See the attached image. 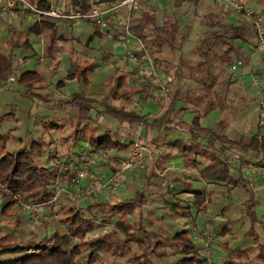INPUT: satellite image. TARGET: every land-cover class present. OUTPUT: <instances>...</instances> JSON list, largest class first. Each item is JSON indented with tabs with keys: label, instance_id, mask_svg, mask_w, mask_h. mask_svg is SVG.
<instances>
[{
	"label": "trees",
	"instance_id": "obj_1",
	"mask_svg": "<svg viewBox=\"0 0 264 264\" xmlns=\"http://www.w3.org/2000/svg\"><path fill=\"white\" fill-rule=\"evenodd\" d=\"M32 1V0H29ZM117 0H69V7L80 9L88 13L99 5H110ZM201 0H177V6L185 4L197 7ZM147 8H142L139 16H133L132 32L142 45V51L150 49L153 54H160L168 48L174 55V62H166L156 58L157 65H171L174 70L173 77L176 88L168 99L167 107L161 117H153L151 114H140L137 111L127 110L124 106L108 104L107 100L115 101L124 97L128 98L123 88L126 85L125 76H115L114 86L110 97L103 103L109 116L117 118L120 122H126L131 127H145L146 130H160L163 126L167 131L174 128L186 131L190 134V146L188 149L197 156L199 149L203 148L207 164L199 170L203 180L211 182H223L229 193L237 187H243L249 198L245 201V216L250 219V227L245 237H250L254 246L242 249L228 250V257L220 264H264V243L261 241L259 226L264 231V221L254 218V208L257 204L256 190L253 181L246 179L239 171L237 177L232 172V161H240V169L251 160L264 163V133L239 134L231 137L225 132L216 131L202 124V119L209 113L218 109L236 117L244 112L254 100L244 90L243 86L234 81L235 69L233 65L241 61L249 62V55L244 46H253L254 39L258 38L257 28L253 21L242 13H237L235 21H228L220 12L211 11L202 16L200 24L207 27L206 31L198 34L194 39L192 26L188 23L181 24L172 15L164 16L162 24L157 22L156 11L148 5V0H143ZM38 7L45 10L52 8L46 0H40ZM149 7V8H148ZM94 32L85 42L77 39L79 44H90L96 37L102 36L99 24L93 23ZM27 35L47 37L44 55L53 60L62 52L60 42L71 41L72 38L60 32V26L55 21L40 20L33 22ZM194 40L196 46L193 52L199 56L196 61H191L184 56L183 44ZM15 47L30 48L29 41L22 44H10ZM93 64L81 65L78 55L73 52L70 57V68L67 79H80L89 83L88 75L94 69ZM189 69L185 76L184 69ZM258 73H264V55L262 67ZM14 74V60L10 54H0V85L7 82ZM113 74H118L115 70ZM188 78L195 85L192 86L186 80ZM43 74L40 71L25 70L18 78V84L24 87L26 98H38L46 102H54L59 110H72L75 107L81 109V117L84 119L86 111L96 100L87 98L82 93H75L69 102H57L55 91L44 92ZM59 82L58 85H61ZM147 91V90H146ZM149 97L154 94L149 93ZM178 103H184L194 109V117L191 121L178 122ZM16 108L6 115L0 116V197L2 203L1 213L7 215L21 202H45L55 192L54 182L61 175L60 169L53 164L50 166L39 165L37 152L41 148L38 141L30 147H24L18 151L6 149L8 137L2 133L1 124L6 119L14 116ZM84 130L74 131L75 142H87L92 150L124 149L126 144L119 142L116 135L105 132L103 137L85 139L81 133ZM171 147L187 150V145L182 140L169 143ZM38 149V150H37ZM187 168L196 167L198 160L188 159L185 162ZM195 201L194 207L198 211H205L208 207V199L205 192L192 190ZM146 204L145 194L139 190L129 199L105 204L103 202L89 206L92 211L97 207L99 211L108 215L109 219L116 218L112 230L109 232H96V223L92 218L84 217L81 210L71 206L66 214L60 217V222L65 226V233L51 234L40 242L14 243L3 245L0 238V264H96L101 254H109L113 251L121 252L125 245L137 243L139 252L136 255L140 264H155L151 256L165 258L169 255H178L179 258L173 264H202L203 259L200 248L196 245L188 230L179 231L173 237L166 236L162 231L148 232L142 222H130L129 217ZM225 227L222 235L229 233ZM122 235L123 237H120ZM254 254L252 259L250 256ZM13 255L3 259L4 256Z\"/></svg>",
	"mask_w": 264,
	"mask_h": 264
},
{
	"label": "crops",
	"instance_id": "obj_2",
	"mask_svg": "<svg viewBox=\"0 0 264 264\" xmlns=\"http://www.w3.org/2000/svg\"><path fill=\"white\" fill-rule=\"evenodd\" d=\"M3 1L5 0H0V2ZM39 1L40 0H32L31 2L34 4H38ZM46 1L49 2L53 7V3H55L54 2L55 0H46ZM156 1L159 0H148L149 7H150V3L151 4L157 3ZM161 1L163 3L166 2V0H161ZM203 1L204 0H201V2ZM237 1L243 4L245 8L250 9L255 13L264 14V8L262 5L264 4V0H237ZM251 3H253V6H251ZM142 5L146 6L145 3H143ZM63 6L64 7L66 6V10L71 9L67 5H63ZM63 6L62 8H64ZM99 6H105V5H99ZM259 6L262 7L260 11L257 10ZM152 9L155 10L156 8L153 7ZM126 10L127 9L125 7H121L115 10L113 13H111L107 20L108 22L107 28L106 29L101 28L102 36L96 37L89 45L84 43L79 44L77 42V39H80L83 42L87 40V38L94 32L93 21L51 20L57 22V24L60 26V32L62 34L72 38L71 41H68L66 43L65 42L59 43V45L63 47L64 44H68L69 48L65 51L66 54H63L64 56L67 57V61H68L67 69H66L67 74L60 81H58V83L59 82L62 83L61 85L57 86L58 87L56 93L57 102H69L72 100V96L75 93H82L87 98H92L97 102L96 104L89 107V109L86 111V115L84 119L81 117V109L79 107H75L72 110H66V111L59 110L56 107L53 114V121L54 120L58 121V123L55 124L56 127H59L61 130L62 128H64L63 126L66 125V127L70 129V124L73 122V124H71L72 130L68 129L66 134L61 132V134L59 135V133H57L58 132L57 129L56 131H54V133L57 136H59L61 142L62 141L68 142V144H65L66 145L65 147H67L68 150H65L63 152L69 154L70 151L77 150L81 144H85V146H88L89 150H92L93 147H91L90 144L85 141L80 143L75 142L74 131L77 129L84 130L81 133L84 140L94 137L97 138L103 137L105 132H110L116 135L119 142L126 144L127 147H125L124 149H119V148L105 149L104 150L105 152L103 154L97 155L100 157L102 162H99V160L98 162H96L94 160L93 163V165H97L98 167L102 166L100 167L101 168L100 173L103 178H106L110 176L112 172L115 170L117 160L126 157L130 153L132 144L136 140L141 139L146 142H149L153 150L152 159L148 160L144 166L138 167L134 171H127L120 176L119 181L117 183L118 187L113 189L115 190V192H112V190L110 189L104 192H98L96 193V195H93L91 198L82 199L84 201H89V204L85 208L83 206H78L77 203L73 204L72 206L76 208H82L84 214H86L89 218H92L90 217V214L96 215L95 213H93V210L97 209L98 212L100 213L102 212L99 211L97 207H94L92 211H89L88 210L89 206L92 205L94 206L96 203H101V202L105 204H114L116 202L132 198L137 191L141 190L145 194L146 204L142 207V209H139L136 213L132 214L129 217L130 222H142L148 232L162 231L166 236L169 237H173L179 231L188 230L190 236L197 245L199 242H202L203 239L201 236H199V233L197 231L193 230V226L196 225V223L200 220V218H202V220L204 219V216L206 215L205 214L206 210L198 211L194 207L195 197L194 194L192 193V190H200L205 192L209 202L210 197L213 196L218 197L219 192L223 193V190L226 189L228 194L226 195L224 205L225 206L228 205L230 207L234 206L229 201L228 196H230L231 192L229 193L225 183L206 181L200 177L199 170H201L207 164V157H205V153H202L203 148L201 147V149H199V153L197 154V156H195L193 154L194 152L188 149L191 143L190 134L188 132L179 130L178 128H174L171 131H167L165 129V126H163L160 130H153L149 132L146 130L145 127H139V128L131 127L128 123L120 122L117 118L113 116H109L103 104L105 100H107V98L110 97V92L114 86L115 76L122 75L125 76L126 78V85L125 88H123V90L125 93H128L129 99H125L126 97H124L121 100L115 101L112 98H109L107 100L108 104H112L116 106H124L127 110L137 111L138 113L145 115L151 114L153 115V117H161L164 114L167 107L165 100L164 103H162V104H166L165 106H163V108L158 107L154 102L151 103L152 97H149L148 94L149 93L152 94V90H149V87H147L148 84L142 81L145 79L143 78L139 79V76L144 74H138V72H135V70H134V74H132L133 70H130V68L128 67L129 64L127 63L128 61H130V64L132 63L131 66L134 67V65H138L137 60L135 58L130 59L129 57L123 58L122 53L120 54H118L119 52L117 53V51L121 52L125 49L128 50L129 48H134L136 43L138 44L139 42V40L135 36L133 39L132 38L128 39L122 28L118 29L117 26L115 25L113 27L114 28L113 30L110 27V24L114 25V21L118 24L120 20L122 21V23L124 22ZM234 14L237 15L236 12H234ZM135 15L136 12L134 13V17H136ZM235 15L234 17L236 18ZM32 23H33L32 20L27 15H19L13 18L0 17V42L6 41V43L10 45L12 44L13 42L12 40L14 37H16V35L23 34V40L21 42H13V44L14 45L22 44L28 40L30 45V48L25 50V52H23L22 50V52L17 54L16 56L14 52L15 48H23V47H15L13 51L11 50L8 53H5L4 51H0V54L12 55V58L14 60V74L12 77L15 78V80H11L12 78L11 77L7 82L0 85V116L8 114L14 108H16L15 112L18 111V108L13 104L14 98L19 96L26 98L25 95L27 90L18 84V78L23 71L25 70L40 71L44 77L43 79L44 92L48 91V89L50 90L53 87V85H56V83L53 84V66L50 69H46V70L41 68L46 62L44 51H45V44L47 42V37L42 35L40 36L27 35V30ZM201 27L202 28L199 29L196 28L193 29L194 34L197 32L203 33L206 31L207 29L206 26L203 25ZM123 29H124V25H123ZM79 30H85L87 32L86 33L87 38L85 40L80 38V34L77 33V31ZM107 35L111 37V39L107 40L106 39ZM185 43L183 44V52H184ZM140 46L142 47L141 43ZM195 46L196 43L194 47ZM257 46L258 47L248 46L250 47L249 49L246 48L245 46L243 47L246 53L250 57L249 62L238 66L235 70L238 71V73L236 72V76L237 78H240V82H243L244 84L248 83L246 84L247 86H245L246 87L245 91L250 95V97L254 100V102L257 101L258 103L260 100L264 98V73H258L262 67V57L264 55V47L260 45ZM73 52H76V54L78 55V59L80 60L82 66L86 64L88 65L93 64L95 67L93 71H100L103 68H107L108 70L113 68L114 70L113 69L112 70L113 71L116 70L118 74H113V73L89 74L88 75L89 83L87 84L77 78L67 79L70 68L69 60ZM127 53L130 54L129 51ZM105 55L108 56V59L114 58V60L112 59L109 61L108 60L101 61V59ZM134 55L137 56V54ZM159 58L162 59V57ZM115 61H117V64ZM32 63L36 66L30 69L21 70L22 68L31 66ZM105 63L106 65H103ZM256 64L259 65L255 67L256 69L254 70V72L251 73L250 75H247V73L251 71L250 69H252V67H254ZM130 71L131 74L129 73ZM244 72L246 75L243 74ZM253 74H256L259 77L258 80L259 84H257L256 86L255 85L253 86V84L249 85L250 82L247 81L249 78H251ZM194 85L195 84L193 83L192 86ZM66 88H69L71 91L69 93H66ZM175 88L176 87L171 88L170 90L168 89L170 91L169 92L170 96L173 94ZM59 94H60V98L58 97ZM36 100L37 98L34 99V101ZM148 104H150L151 106L149 109H147ZM249 108H250L249 111L253 110V105L249 106ZM43 109L45 108L42 107L41 104H39L38 102L39 117L42 116L40 112L43 113ZM177 109L179 110L178 122H181L182 120L191 121L193 119L194 109L191 106L186 105L184 103H178ZM215 111L218 112L217 115L218 119L214 125L219 124L221 128L227 125H233L234 123H238L242 119L243 117L242 115L244 114L242 112L243 114L241 113L236 117H231L228 113L220 112L218 109L212 111L211 113ZM211 113H209V115ZM14 116L16 117L17 113H15ZM9 120L10 119H6L4 122H2L1 124L2 129H4L6 126H10L11 127L9 128L10 130L13 129V126H11L12 124H10L11 121ZM15 120L18 122V125L14 128H18L20 119L16 117ZM214 125H204V126L215 129ZM40 126L41 123L39 122L38 127ZM243 126L249 129L252 127V124L250 123L248 124V122H244ZM262 131L258 129L257 132H262ZM42 134L43 133L41 132L38 133V135L43 136ZM175 140H182L183 142H185L187 145V150L171 147L169 143ZM60 141L58 142L61 145ZM164 142H166L168 147L164 146L163 150H161L157 146V144H162ZM55 154H62V153L58 151ZM194 158L198 160V165L196 167L187 168L185 165L186 160L194 159ZM180 161H182L183 172L174 176L172 178L173 181L170 182L167 181V177H166L167 173L173 170L176 167V165H179ZM236 162L239 163L238 169L242 172L243 169H240L239 160L234 159L232 161V166ZM233 171L234 170L232 168V172ZM83 183L86 184L87 181L83 180ZM253 184L256 189V184L255 183ZM71 188L72 187H70V193H71L70 198H72L76 202L77 200L75 199V194L74 195L72 194L75 192V189H71ZM130 189L132 191L131 196L125 197L123 199H119L117 201L112 200V197L123 195L124 191ZM260 194H262L261 195L262 197L261 199H258V201L259 200L264 201V193L258 192V196ZM60 202H62V199L59 198L57 202L53 204V208L57 209ZM242 208H244V217L238 216V217H234V219L233 218L227 219V221L229 222L227 227L230 230L229 233L225 236L221 234V236L217 237L215 243L222 244L225 247V250H223V248H221L220 245L215 244L214 247L216 250L214 252L219 254L221 258L220 263L223 260H225V255H227L228 257V250H234L236 248L245 249L254 246L251 238L245 237V233L249 229L251 221L247 216H245L244 204ZM103 214L105 215V213ZM201 214L203 215L201 216ZM253 214H254V218L257 219L258 221H264V210L261 212V214H258V212L256 213L254 208ZM113 219L114 221L116 220V218ZM217 219L218 217L214 218V220ZM62 226L65 229L64 224H62ZM204 226H206V224H204L202 227ZM258 232L260 233L261 241L264 243V231L262 232L258 231ZM64 233L65 230L63 232H60L59 234H64ZM247 239H250L251 242H248L244 245L243 243H245ZM127 246L129 247L136 246V250H139V246L137 243H132ZM206 251H207L206 249L201 250L200 248V254L202 259H205L207 255ZM252 255L254 256V254Z\"/></svg>",
	"mask_w": 264,
	"mask_h": 264
},
{
	"label": "rangeland",
	"instance_id": "obj_3",
	"mask_svg": "<svg viewBox=\"0 0 264 264\" xmlns=\"http://www.w3.org/2000/svg\"><path fill=\"white\" fill-rule=\"evenodd\" d=\"M55 3H53V8L59 9V10H66V6L64 7L63 5H68L69 1L66 0H55ZM157 3H150V8L152 9L153 7L156 8V16H157V22L159 24L163 23L164 20V16L166 15H172L175 18L178 19V21L183 25V24H190L192 26V32L193 29H199L202 28L200 24V20L202 18V16H204L205 14H207L208 12H211L212 10H214L215 12H220L222 13L224 16L227 17L228 21H235L236 18L234 17V12H236L235 8L233 6H230L225 0H204L203 2H200L199 5L197 7L193 6V5H189V4H185L183 6H177V1L176 0H166L165 3H163L161 0L156 1ZM143 0H137V8L135 9L136 12V17L140 15L142 8L144 7V9L146 8V6H143ZM164 4V6H163ZM141 5V6H140ZM263 8H264V4ZM62 6L64 8H62ZM251 6H253V3H251ZM61 7V8H60ZM121 8V7H120ZM149 8V7H148ZM261 6L258 7L257 10H261ZM122 12V11H121ZM121 14V13H119ZM125 14V13H124ZM124 16V15H123ZM236 16V15H235ZM7 18V17H6ZM123 19V18H122ZM75 21H81V20H75ZM85 21V20H84ZM71 23V22H70ZM116 23L114 21V25L110 24L111 29L114 30V26L116 25L118 29L123 30V23L120 20L119 24ZM204 28V27H203ZM199 31V30H198ZM110 32V31H109ZM78 34H80V38L85 40L87 38V32L85 30H79L77 31ZM201 32H197L194 34V32L192 33L193 39L200 34ZM110 34V33H108ZM14 37V36H13ZM134 38V36L132 37V39ZM106 39H111V37H109L108 35L106 36ZM115 39V38H114ZM131 39V38H128ZM23 40V34L20 35H16V37L13 38V42H21ZM119 40V38H118ZM137 41V40H136ZM193 42L189 41L187 43H185L184 45V54L186 56V58H188L191 61H196L198 60L199 56L193 52V48L195 45V41L192 40ZM106 42V41H104ZM258 40L254 39V47H258ZM118 47V45H117ZM246 48H250L248 46H245ZM264 47V46H263ZM62 52H59L57 54V59L53 60L52 58H50L48 55L45 56L46 62L45 64L41 67L42 69L46 70V69H50L53 66V84L56 83V85H53V87L51 88L53 91H55L57 93V89L59 86L58 81H60L64 76H66L67 74V57L64 56L63 54H66V50L69 48L68 44H64V47H62ZM12 47L10 45H8L5 42H0V51H4L5 53H8L9 51H11ZM252 49V48H251ZM23 50V52H25V50H27L26 48H15L14 52H15V56L19 53H21ZM120 50V49H119ZM142 47L140 46V43L138 42V44L136 43V45L134 46V48H129L128 50H123V51H117L118 54L122 53V57L123 58H130V59H136L137 60V64L138 65H134V67L131 66L130 61H128L127 64H129V68L130 70H133L134 74V70L135 72H138V74H144V75H140L139 79L143 78L145 80H142L143 82H146L148 85L147 87H149V90H153L155 92V94H157V96H159L161 94V89L162 88H166V89H171L176 87V81L175 78L173 77L174 74V68L172 69L171 65H157L155 64V60L156 58L159 60H164L166 62H174L175 60V55L168 49L165 48L164 50L161 51L160 54L156 53L153 54L150 52V49H146V51H142ZM263 50V49H262ZM13 51V50H12ZM130 52V54H128L127 52ZM76 53V52H75ZM141 53V54H139ZM113 54V53H112ZM117 54V55H118ZM134 54H137V56H135ZM114 56V55H112ZM159 57H162L159 58ZM114 60V58H112ZM111 58L108 59V56L105 55L101 61H109L112 60ZM259 61V59H258ZM117 64V61H115ZM70 63V60H69ZM29 64V63H28ZM53 64V65H52ZM121 64V63H120ZM126 64V65H127ZM70 65V64H69ZM103 65H106L103 64ZM256 64L254 67H252V69H250L251 71L249 73H247V75H250L251 73L254 72V70L256 69L255 67H257ZM36 65H34L33 63L31 64V66H27L26 68H22L23 69H30L32 67H34ZM104 67V66H103ZM132 67V68H131ZM125 68V67H124ZM107 69V68H103L100 71H91L90 74H112L114 71V69ZM236 72L238 73V71L235 70L234 73V81L238 84H241L245 90V86H247L246 84H244L243 82H240V78H237L236 76ZM131 74V71L129 72ZM184 74L185 76H187L189 74V69L185 68L184 69ZM244 75L245 72L243 73ZM145 77V78H144ZM251 79V80H249ZM247 81L250 82L249 85L253 84V86L259 84L258 80L259 77L256 74H253L251 76V78H249ZM187 82L191 85H193V82L190 81L188 78H186ZM246 81V82H247ZM142 83V82H141ZM153 86V87H152ZM250 88V87H249ZM50 89V90H51ZM48 89V91H50ZM71 90L69 88H66V93H69ZM60 98V94L58 96ZM165 97H163L164 100ZM35 98H24V97H16L13 99V104L18 108V111L15 112L17 113V116L20 120H19V127L18 128H14L18 125V122L15 120V116H12V118L9 120L11 121L10 124H12L11 126H13V129L10 130L9 128H11L10 126H6L4 129H2V132L4 133V136L8 139L7 145H6V149L10 150V151H18L24 147H30L32 145L33 142L38 141L42 146L40 148V150L36 151L37 152V160H38V164L39 165H46V166H50V163L52 161V155L55 154L56 152L60 151L63 156L66 158V160L69 163H72L73 165H76V157L78 154H80L83 150H88V146H85V144H81L77 150L75 151H70V153H66L63 152L65 150H68L67 147H65V144H68L67 141H60L59 136H57L54 131H56V129L58 130L57 133H59V135L62 133L66 134L67 130L69 128L66 127V125H64L61 130L59 127H56L55 124L58 123L57 120L53 121V114L54 111L56 109L54 102H46L43 100H40L37 98L36 101H34ZM38 102L39 104H41L42 107H44L45 109H43V113L40 112L42 114L41 117H39L38 113ZM154 102L158 107H162L165 106L168 102V99H166V104H161L159 102H157L155 100V98L152 97V101L151 103ZM257 101L253 102V110L249 111V107L242 113L243 117L242 119L238 122V123H234L233 125H227L223 128H221V126L219 124H215V122H217L218 119V112L215 111L213 113H211L210 115H208L207 117L202 119V124L204 125H214V128L219 131V132H225L226 134H228L231 137L237 136L239 134H252L254 132H257L258 129L260 131H264V124L261 125L260 123V117H259V111L257 108ZM154 106V105H153ZM251 106V105H250ZM151 106L150 104H148L147 109H149ZM155 107V106H154ZM154 109V108H153ZM256 110V112H255ZM221 112V111H220ZM40 114V115H41ZM15 115V114H14ZM39 122L41 123V126L38 127ZM244 122H248V124H252L251 128H246L245 126H243ZM73 124V122L71 123ZM70 124V129L72 130V126ZM55 126V127H54ZM13 131V132H12ZM262 131V132H263ZM41 132L43 133L41 135H38V133ZM61 143V145L59 144V142ZM157 146L163 150L164 146H167L166 142L162 143V144H157ZM168 147V146H167ZM73 155V156H72ZM93 160H95L96 162H102V160L100 159L99 156H93L92 157ZM250 165H255L261 168H264V163H257V161L255 159L251 160L244 168H242V174L243 176L248 179L253 181V183L256 184V200H257V204L255 206V211L256 213L258 212V214H261V212L264 210V201L259 200L261 199V195L260 194L258 196V192L260 193H264V180L261 176L258 175V173H252L249 170V166ZM77 166V165H76ZM102 167V166H100ZM98 167L97 165H93L90 169V176L94 177V178H103L100 171L101 168ZM239 163L236 162L233 164V174L235 176L239 175ZM183 172V165H182V161L179 162V165H176V167L171 170L169 173H167L166 177H167V181H173L172 178L174 176H176L177 174H180ZM68 176L71 177L69 174H73L72 171H68ZM66 181V182H65ZM71 181L72 180H63V184H62V188H63V193L62 195L59 197L60 199H62V202H60V204L58 205L57 209L50 207L47 208V210L44 213V216L42 218V224H38L37 221L34 219V217H32L31 215L27 214L24 210H22L21 206H17L14 209H12L7 215H4L1 213L2 210V201H0V238H1V243L3 245H8V244H14V243H20V242H25V243H31L34 244L35 242H40L42 241L44 238H48L51 234L56 233H60L63 232L65 229L62 226L61 222L59 221V218L61 216H63L64 214H66L70 208V206H72L73 204H78V206H83L84 208L89 204V201H84L82 200L83 197L81 198H76L77 200L76 202L70 198V186H72L71 189H75V192L72 193L74 194H79L82 192V189H84V187H80V185H82V183L80 185H71ZM118 187V186H116ZM115 189V188H114ZM112 192H115V190L111 189ZM114 194V193H113ZM132 191L130 190H126L124 191L123 195H119V196H114L112 197L113 201H117L119 199H123L125 197H129L131 196ZM228 194L227 190H223V193L219 192V196L218 197H210L209 198V202H208V207L206 209V215L204 216V219L202 220V218H200V220L196 223V225L201 228L204 224H206V226L202 227L203 230H206L205 232H207L206 236H203L207 239H209V237H211L210 239V244L208 247H205L204 242H199L197 244L198 247L201 248V250L206 249V257L205 259L207 260L209 258V262H206V264L208 263H220L221 258L219 256V254L215 253V242L217 240V237L221 236L222 231L225 227H228V221L227 219H234V217H244V208H242L244 202L246 200H248V196L249 193L243 188V187H237L236 189H234L233 191H231L230 196H228L229 201L231 202L232 205H234L233 207L230 206H225V199H226V195ZM93 195H96V193H93ZM76 196V195H75ZM72 197V196H71ZM1 200V197H0ZM218 201V202H216ZM233 201V202H232ZM93 213H95L96 215L90 214V217H92L93 219L99 220V223H96V232L94 234H97L99 232H109L112 230V225H113V219H109L107 214H103L98 212L97 209L93 210ZM203 214H201L202 216ZM215 217H218L217 220H214ZM110 225V227H106V225ZM237 229V228H236ZM257 230L262 232L263 230L258 226ZM204 232V231H202ZM120 237H123L122 235H120ZM249 238V237H248ZM248 242H251L250 239H247L245 243H243L244 245ZM216 245H220L221 248H223V250H225V247L222 244L217 243ZM138 250H136V246H132L129 247L127 245H125L122 249L121 252H117V251H113L112 253L109 254H101L100 255V259L96 264H140L137 262L136 255L138 254ZM13 257V255H7L4 256L3 259H7V258H11ZM251 258H254L253 255L250 256ZM179 258V256L177 255H169L165 258H157L156 256H151L152 261L155 264H173L177 259ZM227 258V255H225V259ZM204 264V263H202Z\"/></svg>",
	"mask_w": 264,
	"mask_h": 264
},
{
	"label": "built area",
	"instance_id": "obj_4",
	"mask_svg": "<svg viewBox=\"0 0 264 264\" xmlns=\"http://www.w3.org/2000/svg\"><path fill=\"white\" fill-rule=\"evenodd\" d=\"M229 5L233 6L236 10V13H244L248 19L253 21L257 28L258 33V45L264 46V14L263 13H255L250 9H247L238 2L237 0H225ZM137 0H119L114 4L105 5V6H96L92 8L88 13L82 12L80 9H70V10H59L56 8H51L50 10L41 9L37 4L32 3L29 0H5L0 2V17H16L19 15H27L32 22L40 21V20H66V21H75V20H89L96 22L100 25L102 29H106L108 25V17L111 13L117 10L120 7H125L126 15L124 17V33L127 38H132V25H133V16L135 13V9L137 8ZM242 65L241 61L236 62L233 65V69H236L238 66ZM11 80H15V78H11ZM154 94L153 98L159 103H164L165 98L168 95L167 89L164 87L161 89V94L157 96L155 92L152 90ZM163 97L164 100H163ZM257 108L259 111L260 123L264 124V98L257 103ZM105 151L104 150H83L80 154L77 155L76 165L69 163L63 154H55L53 158V164L60 169L61 175L54 182L55 192L53 196L45 202H21L20 206L22 210H24L27 214L34 217L37 223L42 224V218L44 216L47 208H50L57 202L59 197L63 193V180H72L71 185H80V187H84L82 192L79 194H75L76 198L86 199L91 198L93 193L104 192L110 189H114L117 186L120 176L127 171H134L138 167H142L146 164V162L152 159L153 150L149 142L138 139L136 140L130 149V153L124 157L117 160V164L115 166V170L112 174L106 178H94L90 176V169L92 164L94 163L93 156L101 155ZM72 171L73 174H69L68 171ZM249 170L252 173H258L264 180V168L250 165ZM83 180H86L87 183L84 184ZM66 182V181H65ZM72 187V186H70ZM83 213L84 217H88L82 211V208H78ZM95 222L99 223V220L93 219ZM106 227H110V225H106ZM193 230L199 233V236L202 237L205 247H208L210 244V239L203 237L207 235L206 230L203 228H199L197 225L193 226ZM204 231V232H202ZM209 262V258L203 259V263L206 264ZM210 264V263H208ZM211 264H218L212 262Z\"/></svg>",
	"mask_w": 264,
	"mask_h": 264
}]
</instances>
